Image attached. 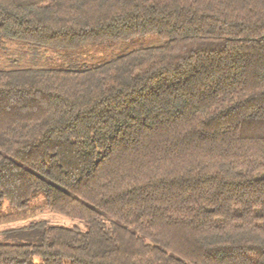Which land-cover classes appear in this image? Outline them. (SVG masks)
I'll list each match as a JSON object with an SVG mask.
<instances>
[{"label":"trees","instance_id":"1","mask_svg":"<svg viewBox=\"0 0 264 264\" xmlns=\"http://www.w3.org/2000/svg\"><path fill=\"white\" fill-rule=\"evenodd\" d=\"M163 42L0 70V264H264V0H0V41Z\"/></svg>","mask_w":264,"mask_h":264},{"label":"rangeland","instance_id":"2","mask_svg":"<svg viewBox=\"0 0 264 264\" xmlns=\"http://www.w3.org/2000/svg\"><path fill=\"white\" fill-rule=\"evenodd\" d=\"M162 42L163 40L156 32L128 40L89 43L76 49H55L5 38L0 41V70L23 67H88L113 59L133 49L158 45ZM40 219L57 225H77L83 229L87 228L84 222L50 210L41 191L36 192L30 205L25 209H17L7 201L0 204V231L28 225ZM0 240L9 239L0 232Z\"/></svg>","mask_w":264,"mask_h":264}]
</instances>
